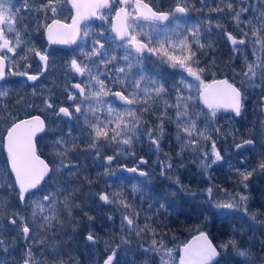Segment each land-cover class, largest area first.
<instances>
[{
    "label": "snow or ice",
    "instance_id": "snow-or-ice-1",
    "mask_svg": "<svg viewBox=\"0 0 264 264\" xmlns=\"http://www.w3.org/2000/svg\"><path fill=\"white\" fill-rule=\"evenodd\" d=\"M120 5L117 8L112 32L114 36H106L102 30L97 34L105 38L93 39L91 50L84 45L80 48L79 56L74 55L65 62V85L62 89L67 94V101L70 106L57 107L54 102L51 89L41 86L40 91L36 85L32 87V102H27L25 97H19L14 101L13 108L23 105L24 109L35 108V100L39 99L45 111H49L57 118H67L69 121L68 130L64 135L58 136L52 147L60 163L50 168L49 164L37 155L34 138L37 133L47 131L45 121L39 115L26 119H19V113H14L5 102L11 95V90L0 86V123L10 122L7 128V136L4 138V147L7 150L10 173L0 174V189L7 187L10 190L18 188V200L20 206L31 207L30 214H22L20 211H13L8 215V224L0 223V250L9 252V242L4 239V234L11 229H16V237L12 243L15 244L22 238L26 247L23 251L21 261L18 264H49L47 260L37 259L33 248L43 245L45 241L38 239L39 236L48 232L56 223H63L60 213L67 212L69 216L74 208L80 207L73 203L74 193L79 191L73 188L70 192L63 186L62 182L55 181L54 187L46 190L42 197L35 195L41 190L42 181L53 172L68 171L69 176H78L80 164L73 161L70 153L78 149L86 151L91 155L95 153L93 160H103L105 171L103 176L112 178L120 184L113 192L98 193L99 200L105 204H116L124 210L121 228H127L129 235L120 237V244L111 248L110 254L103 260V264H117L116 257L122 245L129 243L130 234L135 231L137 237L144 233L151 232L150 245L144 249L145 253H154L160 256L161 264H171L173 249L167 248L162 239H156V230L148 221L152 219L145 216V224L141 227L137 223L139 212H132V204L128 201L124 191V180L128 177L119 175L121 172L135 174L136 182L131 185L132 193H144L147 191V184L151 183L149 172L142 170L139 165L147 164L141 157L137 166H120L110 170L112 163L122 154H132L131 149L136 141L146 137L150 147H154L157 154L161 151V142L166 137V124H175V140L179 145L176 155L183 158L185 152L193 155H200L199 166L205 172L212 165L222 161L220 150L217 147V139L225 133L220 127H213L220 109L230 110L239 117L244 111L246 96L244 91L229 83L228 80H213L206 84L201 80V73L205 70L199 67L200 59L198 53L214 49L215 42L210 38L213 26L223 29L219 21L198 18L196 22L189 23L191 6L182 0H177L176 6L169 11L154 9L145 0H115ZM65 3H71L76 9L77 15L73 17L71 26L63 25L58 19H52L63 10ZM22 7L16 8L14 0H0V81H7L8 76H19L26 78V82H36L44 77L50 65L54 64L53 57L47 48H38L30 38V23L21 13H33L36 17V31L43 28L44 34L49 43H76L77 35L80 32L78 25L81 20L89 16H99L104 20L105 16L101 9L110 7V0H22ZM201 9L207 7L209 13H217L221 16L227 12L230 19L235 22L236 28L242 33L239 37L231 32H225L227 40L232 45L234 55L244 56L246 68L242 73V83H247L253 88L264 91V0H217L215 7H212L209 0H201ZM131 9V10H129ZM249 11L252 15L244 20L243 16ZM147 28V31H145ZM60 29H70L62 32ZM14 33V38L9 35ZM89 36L85 28L83 37ZM27 37V38H26ZM206 41V42H205ZM251 46L254 59L249 62L243 49ZM123 50V55L118 54ZM145 53L156 57L160 63L168 64L172 68L179 67L187 72L188 76L199 81L198 99L206 107L207 111H195L193 102L197 97L186 95L193 87L184 77L172 85L175 93L174 102L169 97V88L162 79L159 72L146 74L144 66ZM82 56L83 59L79 57ZM38 58L42 65L35 74H30L32 67L31 60ZM23 70H20V69ZM72 74L80 78V82L69 83ZM259 81V82H257ZM183 86V87H182ZM114 87L120 90L113 91ZM45 93H48L47 95ZM110 99H105V98ZM79 98V102L78 101ZM117 102L122 106L116 107ZM260 111L264 114V96L259 98ZM170 111L175 116L169 115ZM105 115L102 116L101 114ZM151 114L158 121L154 125L145 128L149 123L147 117ZM204 120V126L200 127L198 121ZM83 120V126L79 135H74L75 129L71 121ZM264 127V121L261 122ZM86 129V130H85ZM81 140L87 141L81 147ZM103 146L115 147L113 155L103 156ZM211 142V148L204 145ZM253 145V140H244L235 144L237 150ZM167 155V154H166ZM169 155L167 160L160 163V176L165 177L166 173L173 170L174 165ZM241 163H244L242 160ZM183 167V165H180ZM241 177L240 183L244 189L248 188L247 181L255 172H264V159H261L256 168L250 171L234 169ZM14 176V183L12 177ZM169 180L173 178L166 177ZM89 184L92 180L85 177ZM174 183L180 184L178 178ZM181 189L184 186L181 185ZM209 201L214 195L213 187L204 190ZM35 198L31 201L30 196ZM175 195V193H173ZM195 196V193H191ZM227 201L215 202L214 207L219 210H240L248 214L247 202L249 195L238 192L235 195L227 194ZM5 201L0 199V220L3 219ZM151 207V205H150ZM160 208L166 204L161 202ZM91 220L92 217H89ZM111 220L112 217L109 216ZM256 220V214L250 216ZM86 240L95 244L97 237L89 232ZM231 247L235 255L243 258L246 264H252L253 254L249 248H241L239 242L230 239L227 243L219 246L213 245L207 234L203 231L193 238V241L181 248L179 264H219L223 255L227 254ZM44 251H47L45 248ZM44 253L42 252L41 255ZM57 257L51 264H66L60 258L56 249L50 253Z\"/></svg>",
    "mask_w": 264,
    "mask_h": 264
},
{
    "label": "flooded vegetation",
    "instance_id": "flooded-vegetation-1",
    "mask_svg": "<svg viewBox=\"0 0 264 264\" xmlns=\"http://www.w3.org/2000/svg\"><path fill=\"white\" fill-rule=\"evenodd\" d=\"M83 3H88V0H82ZM145 2L149 3L156 10L160 11H169L176 6L177 0H145ZM182 2H186L191 6V11L189 13L190 19L189 23H194L198 18H203L205 20L211 19L213 25L215 22L219 21L223 24V29H217L213 26L212 31L210 33V38L215 42L214 49L208 50L207 54L204 52L198 53V57L200 59L199 67L205 69L201 76H210V75H218L226 78L229 83H234L236 87L241 88L244 91V95L246 96L244 111L242 113V117H236L232 113L227 111H219L216 117V124H220L222 126V130L225 133H228L229 128H226L222 125V123L227 120L226 118L231 117L233 122L234 130H240V125L246 121L247 126L243 128L252 129L257 131L261 138H264V127H262L261 122L264 121V114L260 111L259 98L264 96V91H261L258 88H253L247 83H242L243 76L242 73L246 68L244 56L234 55L232 51V45L227 40L225 36V32H231L233 35L239 37L242 33L236 28L235 22L230 19V15L223 14L222 16L217 13H209L207 7L203 9V11H198L201 9V0H182ZM212 7H215L217 4V0H209ZM15 7L21 8L22 0H14ZM120 5L115 2V0H110V7L106 9H101L100 12L105 16L104 20L99 19V16H93L82 20L78 27L80 28V32L77 35L76 43H58L53 42L49 43L46 35L44 34L43 28L39 31H36V17L33 13H21V15L27 19L30 23V38L32 42L38 48H47L51 53L54 64L50 65L44 77L37 84L36 82H26V78L19 76H8L7 81H0V86L8 88L11 90V95L6 99V103L9 105V108L14 113H19V119L30 118L31 116L39 115L41 119L45 121L47 131L37 133L34 138V143L36 146L37 155L40 156L46 163L49 164L50 168L56 167L60 161L59 158L55 155V151L52 147V142L61 135H64L68 130L69 121L67 118H57L52 115L51 112L45 111L39 105L42 104V101L37 99L35 100V104L38 105L35 108L24 109L23 105L16 106L13 108L14 101L19 97H25L27 102H32L31 92L32 87L30 85L35 84L36 90L39 92L41 86L51 89L52 95L54 97V102L57 107L70 106L71 102L67 101V94L62 91L65 85V62L69 61L71 57L74 55L79 56L80 48L84 45H87V50H91V45L93 43V39L100 38L101 42L105 41V38L99 37V34L102 30L106 34V36H114L115 34L112 32V23L113 18L115 17V13L117 8ZM131 10V9H129ZM73 12H76V9L72 7L71 3H65L63 5V10L58 13L55 17H50L47 20V23H51L52 19H58L61 24L71 26L73 23ZM77 13V12H76ZM252 15V12L245 14L243 16L244 20L249 19ZM87 29L89 32V36L81 39L83 37L84 29ZM62 32H68L70 29H60ZM147 31V28H145ZM14 38V33L9 35V39ZM27 38V37H26ZM206 42V41H205ZM243 51L247 55V59L251 62L253 57V50L251 46L243 49ZM119 55H123V50H118ZM83 59L82 56L79 57ZM32 67L30 69V74H35L41 68V64L38 58L33 57L31 60ZM144 66L146 70V74H154L155 72H159L162 79L166 82V86L169 88V97L173 100L175 99V93L172 90V85L178 81L179 76H188L187 72L183 69L176 67L172 68L168 66L166 63L162 64L156 58L151 56V54L145 53L144 55ZM165 68V69H164ZM20 70H23L22 68ZM69 83L80 82V78L75 74H72ZM259 82V81H257ZM206 83V82H205ZM196 87L194 91L195 97H197V111H207V109L203 108L200 103L199 97V83L195 82L193 84ZM120 90L118 87H114L113 91ZM46 95L48 93H45ZM110 99V98H105ZM79 102V98L78 101ZM122 105L117 102L116 107H121ZM102 116L105 114L102 113ZM149 123L145 125V128L150 127L157 123L158 121L151 114L147 117ZM73 128L75 129L74 135H79V130L83 126V120L71 121ZM199 126H204V120L201 117L198 121ZM10 126V122L0 123V174L10 173L9 161L7 150L4 147V138L7 133V128ZM86 130V129H85ZM263 132H262V131ZM261 131V132H260ZM175 133V132H174ZM174 133L171 134V139L175 137ZM228 135V134H227ZM222 135L218 138L221 144L224 146L225 152L222 153L224 159L214 165H212V172L217 176L219 182L222 185H234L239 183L238 178L239 175L236 174L235 168H239L241 171L243 170V166H245V159L260 157V159H264V154H262L263 149L253 151L250 147H248L249 152L247 155H243L242 149L237 150L233 146V141H228V137ZM253 135V134H252ZM215 136V135H214ZM176 140L173 141V146L175 149L179 148V145L175 144ZM81 147L87 143V141L81 140ZM230 143V146H229ZM102 144V154L103 156L113 155L116 151L115 147L103 146L105 142H101ZM162 145V143H161ZM206 148L210 149V141L204 145ZM162 149V147H161ZM132 154H122L120 155L111 165L110 170H115L120 166L125 167H134L137 166L141 157L147 161V164H141L139 167L147 171L149 173L154 172V178L158 180L157 171H160V163L158 161H162L161 152L157 154L154 147H150L146 137H142L140 140L136 141L131 149ZM71 159L76 163H79L81 168L78 176H69L68 171L62 172H53L48 175L45 181H42L41 190L35 195L43 196L46 194V190H49L54 187L55 181L62 182L63 186L70 192L73 188L79 189V191L74 193L73 203L81 205V208L76 209V211L70 216H62L60 214V218L63 223H56L48 232L42 234L38 237V239H43L45 243L43 245L34 246L33 251L37 256V259L47 260L49 264L57 257H53L50 253L53 249H56L60 258H62L66 264H82L85 261L89 264H102L103 260L106 258L108 252L99 253L96 249H91L90 251L84 250L88 245L92 244L91 242L87 245L84 243L85 236L92 232L97 234L103 229V226H108L109 223H115L116 220L120 216H111L112 219H109V216H97L96 213L100 209V204L104 203L100 202L98 193L100 192H113L117 190V186H119L120 182L116 181L113 187H109V185H113L114 181L112 178L103 176L102 173L105 171L103 167V160L94 161L92 157H94L95 153L93 152L89 155L86 151L77 150L76 152H72L69 154ZM245 158V159H244ZM244 163H241V161ZM179 161L178 156L174 157V164ZM232 166L234 168H232ZM249 171L254 169L252 165H248ZM247 171V170H246ZM119 175L128 177V179L124 180L123 185L124 188H129L131 183L136 182L135 174H130L127 172H121ZM85 177L92 180L93 183L89 184ZM230 177H236L235 181L228 182L227 180ZM12 182L14 183V176L12 177ZM252 182H248L250 184ZM253 186V185H252ZM95 190V195H92L91 192ZM34 196H30L28 199L31 201L35 198ZM92 195V196H91ZM0 199L5 201V206L3 209L4 216L3 219L0 220V223L5 225L8 224V215L13 211H20L22 214H30L32 209L31 207L24 208L20 206L18 200V188L15 190H10L7 187L0 189ZM105 204V203H104ZM90 206L91 205V214L90 216H75L79 215L82 211V206ZM251 216V215H248ZM89 217H92L90 220ZM16 229L13 228L10 231H7L4 234V239L9 242L10 250L5 253L3 250H0V264H18L21 261L23 251L26 247L22 238H19L15 244L12 243L13 238L16 237ZM86 241V240H85ZM87 245V246H86ZM47 251H44V249ZM44 253L41 255V253Z\"/></svg>",
    "mask_w": 264,
    "mask_h": 264
},
{
    "label": "trees",
    "instance_id": "trees-1",
    "mask_svg": "<svg viewBox=\"0 0 264 264\" xmlns=\"http://www.w3.org/2000/svg\"><path fill=\"white\" fill-rule=\"evenodd\" d=\"M181 77L183 76L178 77V81ZM184 78L188 83L194 84L189 77ZM195 89L196 87L193 86L190 91L186 90L185 94L195 96ZM174 100L175 99L172 101L174 102ZM193 108L194 110L198 108L197 100L193 102ZM198 111L201 110L199 109ZM171 112L173 111H170L169 115L174 117L175 112ZM175 127L173 123L166 124L167 135L161 142V147L166 145L170 146L166 151L170 153L171 158L173 156L172 142L175 140V137L171 139L170 136L175 132ZM218 143L217 140V144ZM218 149L221 151L223 146H220ZM178 150L179 148L175 150V155ZM163 152L164 150L162 151V158L164 161L167 160L168 155L164 156ZM184 163L185 161L183 164ZM249 167L250 166H243L242 171L248 170ZM232 168L234 167L232 166ZM149 174L151 176V183L147 184V191L144 193H132V183L129 188H124V191L128 201L132 204V212L140 213L137 218V223L142 227L146 222L145 216L152 217L148 223L156 230V239H162L167 248L173 249L171 264H177L179 245L199 228L207 231L217 246L227 243L230 239H235L239 242L241 248L250 249L253 254L252 264H264V198L257 193L258 191L264 193V180H261V182H263L261 185H255L253 174L248 180L252 183L248 184L247 189H244L243 185L240 183L241 177H239V183L225 185L223 189L220 188L222 184L219 182V179L212 172V177L207 178L202 186L203 188L213 187L214 195L211 200L212 202H209L204 207L197 202L200 199L199 197L191 195L197 188L191 186L186 187L185 185L184 180L193 179V175L190 173L182 171L180 174L176 175L173 171H170L166 174L165 177L170 176L173 178L171 181H174L176 178L179 179L180 184H177L178 189H172L170 184L168 186L162 182L156 183L154 179L155 173L152 172ZM235 180L236 177H230L227 181L230 183ZM162 185L168 187L166 189L168 191H164L166 187H162ZM181 185L184 186L185 190L181 189ZM238 192H244L249 195L250 199L247 202V208L248 210L251 209L252 214H256L255 221L251 219H242L241 216L252 215L250 212L245 214L242 209H225L223 212L227 214H220L219 210L213 206L215 203L213 199H216V202L227 201L229 199L228 193L235 195ZM173 193H175V195H173ZM161 202L166 204L165 208L159 207ZM105 207L106 210L99 209L97 215L111 214L112 216H123L124 214V210L119 208L116 204H105ZM87 208L88 206H82V215H86L83 210ZM119 227V234H109L107 235L109 237L104 240L103 249L106 252L110 253L112 247L120 244L121 236L129 235L126 227L123 229L121 228V223ZM250 237H255L256 245L249 241ZM151 239V232H146L142 237H137L135 231H133L130 234L129 243L120 247L116 257L117 264H161L159 255L154 253L146 254L144 251V249L150 245ZM82 264H85V261ZM219 264H246V262L243 258L235 255L233 249L229 247L227 254L220 258Z\"/></svg>",
    "mask_w": 264,
    "mask_h": 264
},
{
    "label": "rangeland",
    "instance_id": "rangeland-1",
    "mask_svg": "<svg viewBox=\"0 0 264 264\" xmlns=\"http://www.w3.org/2000/svg\"><path fill=\"white\" fill-rule=\"evenodd\" d=\"M168 65V64H167ZM169 66V65H168ZM165 69V68H164ZM183 77H187V76H183ZM191 79V81L193 83H195V80L192 78V77H189ZM205 78L201 77V80L204 81ZM178 82V81H177ZM199 83V81H197ZM197 111V109L195 110ZM171 113H174L171 112ZM220 127L222 129V126H221V123L220 124H216L215 126L213 125V127ZM245 131V132H244ZM262 131V130H261ZM260 131V132H261ZM243 132V133H242ZM242 132H237V133H234L233 131H230L227 135L228 139L232 140L233 138H240V137H245V138H248L249 136H251L252 134L254 135V139H255V146L253 147V151H256V150H260V149H263L261 150L262 151V154H264V138H261L258 134H256L257 131H254L252 129H247L245 128ZM263 132V131H262ZM167 147V148H165ZM170 146H164L163 150V154L164 156L167 154L168 156L170 155V153H168L166 151V149H168ZM210 147H211V142H210ZM250 149H248V147L244 148L242 150V153L243 155H247L248 152H249ZM222 153H227L229 154V152H225L223 151ZM221 153V154H222ZM161 157H162V152H161ZM173 158V156H172ZM184 158L187 159V161L184 163V164H181L180 162H177L174 165L173 167V172L178 175L180 174L182 171L186 172V173H190L191 175H193V179H186L184 180L185 181V185L186 187L187 186H191V187H195L197 189L194 190V193H195V197H199V201H197L198 203L202 204L204 207L206 204H208L209 202H212V201H209L208 198H207V195L206 193L204 192L205 189L207 188H203V183L207 180V178H211L212 177V170L211 169H208L207 172L203 171L201 169V167L199 166L200 164V160L202 159V157L200 155H193L189 152H185L184 154ZM245 159V158H244ZM246 162H245V166H248V165H252L254 168H256L258 162L261 160L260 157H255V158H249V159H245ZM162 161H163V158H162ZM251 163V164H250ZM180 165H183V167H180ZM160 170V169H159ZM249 171V170H247ZM167 174V173H166ZM195 174V175H194ZM264 174V172H255L254 173V176L255 178L259 181L260 179L257 178V176H262ZM159 175V177H158ZM208 176V177H207ZM157 177H158V180L164 184H167L169 186V184L171 185L172 189H178V186L176 183H174V181H171L169 179H167L166 177H162L160 176V171L157 172ZM196 183V184H194ZM199 186V187H198ZM162 187H166L164 185H162ZM201 187V188H200ZM168 187L164 188V191H168L166 190ZM220 188H225L224 185H221ZM170 191V190H169ZM92 193V195H95V190H92V191H89ZM262 198H264V193L261 192V191H258L257 192ZM91 195V196H92ZM203 198V199H202ZM213 202H216V199H213ZM78 208H81V205L80 207H77V208H74L73 209V213L76 211V209ZM248 212H250L252 214V211L251 209L248 210ZM72 213V212H71ZM62 216H69V214L67 212H61L60 213ZM72 215V214H71ZM75 216H82V214L80 215H75ZM242 219H246V220H249L250 219V216H241ZM200 229V228H199ZM102 240V239H101ZM99 241V240H98ZM250 242L254 243L256 245V240H255V237H250L249 239ZM98 243V242H97ZM97 248V244L95 246Z\"/></svg>",
    "mask_w": 264,
    "mask_h": 264
},
{
    "label": "water",
    "instance_id": "water-1",
    "mask_svg": "<svg viewBox=\"0 0 264 264\" xmlns=\"http://www.w3.org/2000/svg\"><path fill=\"white\" fill-rule=\"evenodd\" d=\"M77 15V13L76 12H74V15H73V17L74 16H76ZM92 17V16H91ZM82 21V20H81ZM80 21V22H81ZM113 22H114V20H113ZM112 25H113V23H112ZM220 80H225V79H220ZM212 83V81L211 82H209L208 84H211ZM200 103H201V105H203V103L200 101ZM204 106V105H203ZM205 107V106H204ZM206 108V107H205ZM219 111H229V112H231L230 110H226V109H220ZM7 136V135H6ZM242 143V142H241ZM204 232V231H203ZM199 233L200 232H198V233H196V234H194L193 236H191L181 247H180V250H181V248L185 245V244H188L189 242H191V241H193V238L194 237H196V236H198L199 235ZM206 233V232H205ZM208 236V235H207ZM209 238V237H208ZM209 240H210V238H209ZM211 241V240H210ZM212 242V241H211ZM213 243V242H212ZM214 245V244H213ZM180 255H181V251H180Z\"/></svg>",
    "mask_w": 264,
    "mask_h": 264
}]
</instances>
